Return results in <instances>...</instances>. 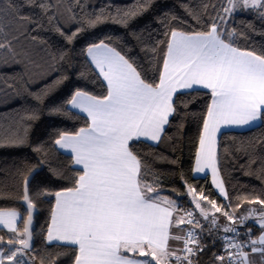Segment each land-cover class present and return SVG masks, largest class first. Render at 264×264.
<instances>
[{
    "label": "snow or ice",
    "instance_id": "1",
    "mask_svg": "<svg viewBox=\"0 0 264 264\" xmlns=\"http://www.w3.org/2000/svg\"><path fill=\"white\" fill-rule=\"evenodd\" d=\"M35 2L27 0L28 4ZM148 2L142 0L137 7L124 11L123 18L117 22L126 25L127 20L145 10ZM225 3L227 6L220 9L224 15L217 14L219 25L212 22L206 31L171 29L165 33L169 38L158 42L165 44L166 52L155 83L142 78L133 63L104 40L87 46L91 62L107 82V94L98 97L76 90L66 105L86 113L88 124L74 133L60 132L59 138L54 140L60 149L72 154L73 165L81 168L72 180L73 186L55 192L38 189L30 196L28 177L24 178L22 199L26 203L27 216L21 228H17L20 213L0 208V225L14 234L7 241L0 236V246H8L7 255L0 247V264H25L23 256L31 250L33 235L30 230L32 211L36 208L33 200L41 195L55 197L47 242H63V246L72 247L73 264H193L192 257L204 247L196 231L203 232L204 225L194 216L195 210L207 221L209 234L214 229L233 234L231 238L220 237L224 242L222 250L227 254L216 256L221 264L225 260L227 264H250L249 253L243 250L245 247H250L252 253H260L264 260V234L252 239L249 229L244 233L247 240H238V225L242 226L253 217L264 233V200L244 197L242 202L259 204L261 211L256 216V210L250 209L247 215L236 219V209L224 210L202 191L198 193L188 186L194 210L181 213L174 200L162 196L158 187L146 182L141 172V159L129 146L133 141L153 142L150 147L159 144L169 118L180 106L173 99L178 92L210 89L211 103L203 118L195 172L210 169L213 184L227 199L218 169L217 134L222 127H251L264 120V50L258 53L255 49L235 46L231 39L235 29L226 33L222 26L226 24L225 17L236 10H257L264 17V0H225ZM38 6L45 13L54 7L45 0H40ZM6 15L22 19L14 0H0V49L11 51V40L3 23ZM49 19H55V15ZM68 19L74 20L75 16L69 15ZM103 22L105 18L101 13L92 15L86 24L94 28ZM83 30L81 27L65 35V40L71 43ZM62 79L54 83L59 84ZM33 95L38 100L41 98L39 93ZM51 111L60 113L62 107ZM36 118L35 113L27 117L29 120ZM24 142L23 137H16L8 143L17 146ZM3 143L0 141V146ZM34 150L41 151L40 148ZM33 171L37 169L30 170L29 174ZM54 174L60 175L58 171ZM204 201L207 203L202 207ZM216 213L227 222L219 224ZM185 223L191 226L185 235L171 233L172 228ZM170 239L183 241V247H170ZM51 264H55V260Z\"/></svg>",
    "mask_w": 264,
    "mask_h": 264
},
{
    "label": "trees",
    "instance_id": "2",
    "mask_svg": "<svg viewBox=\"0 0 264 264\" xmlns=\"http://www.w3.org/2000/svg\"><path fill=\"white\" fill-rule=\"evenodd\" d=\"M14 2L22 19L5 16L4 30L11 40V51L0 49V141L4 142L0 146V208L19 210V229L27 216L21 199L23 181L30 170L37 169L29 183L31 196L38 189L55 192L73 186L72 180L80 169L73 165L72 155L60 150L54 140L59 138L60 132L74 133L88 124L86 115L66 105L76 90L98 97L107 94V84L87 56V46L104 40L132 62L142 78L155 83L166 52L165 44L158 42L169 38L165 33L171 29L206 31L212 22L220 24L217 14L222 16L220 9L227 5L225 0H149L144 11L124 25L117 22L123 18L124 11L137 7L142 0H45L54 6L46 13L38 6L40 0L34 4H28L27 0ZM60 12L65 20L69 15L75 16L71 27L64 25ZM101 13L105 22L88 28L86 21ZM53 15L55 19L50 20ZM226 19L222 30L229 33L235 29L231 37L235 46L255 49L258 53L264 50V17L257 10H242ZM81 27L84 30L68 43L65 35ZM64 77L66 79H62ZM61 79V83H54ZM181 92L192 94L182 95ZM181 92L174 97V103L180 106L169 118L159 144L150 147V142L133 141L129 145L141 159L142 176L147 183L158 187L162 196L174 200L181 213L194 210L188 192L191 186L222 205L224 210L236 209V219L247 215L250 209H255L258 216L261 205L242 201L244 197L264 200V120L247 129L224 130L219 136L217 158L228 193L225 199L216 191L209 175L193 174L211 90L199 88L196 92ZM36 93L40 94L39 100L33 95ZM55 107H62V111L52 112ZM33 113L37 118L27 119ZM16 137H23L25 142L17 146L8 143ZM36 148L41 151L34 150ZM56 171L60 175L54 174ZM33 202L38 209L32 228L34 246L23 256L25 264H41V260L44 264H51L53 260L55 264H73L72 247L47 242L55 197L41 195ZM194 212L204 225L203 232L196 230L204 247L192 257L193 264H221L216 256L223 255L220 237L224 232L214 229L209 234L207 221L197 215L199 210ZM216 216L219 224L227 222L220 213ZM186 227L187 224L179 225L180 235H184ZM249 229L254 239L261 230L255 217L238 225L241 242L247 240L244 233ZM13 235L0 228V236L5 241ZM179 244L182 248L183 241ZM0 247L7 255L8 246Z\"/></svg>",
    "mask_w": 264,
    "mask_h": 264
},
{
    "label": "crops",
    "instance_id": "3",
    "mask_svg": "<svg viewBox=\"0 0 264 264\" xmlns=\"http://www.w3.org/2000/svg\"><path fill=\"white\" fill-rule=\"evenodd\" d=\"M87 56H88V54H87ZM88 58H89V60L91 61V57L90 56H88ZM92 63V62H91ZM93 64V63H92ZM93 66L95 67V65L93 64ZM96 69V68H95ZM98 72H99V70L98 69H96ZM102 77V76H101ZM103 78V77H102ZM104 80V79H103ZM105 81V80H104ZM105 83L107 84V82L105 81ZM181 91H185V90H181ZM174 99V98H173ZM70 107H71V105H70ZM72 108V107H71ZM72 109H74V110H76V111H78V112H80V113H83V112H81L79 109H75V108H72ZM84 115H86L87 116V114L86 113H83ZM259 122L260 121H257L253 126H255V125H257V124H259ZM166 127V126H165ZM252 127V126H251ZM247 128H250L249 126H242V127H237V126H231V127H222L221 128V130H220V132L217 134V154H218V139H219V136H220V134H221V132L222 131H224V130H231V129H235V130H243V129H247ZM143 139V138H142ZM150 143H153V142H150ZM57 147L59 148V146L57 145ZM198 148H199V146H198ZM60 149V148H59ZM60 150H62V151H64V152H66V153H69V154H71L68 150H65V149H60ZM197 151H198V149H197ZM72 155V154H71ZM196 158V157H195ZM217 161H218V158H217ZM75 166H77L78 168H81V166H78V165H75ZM219 169V168H218ZM193 174L195 175V176H205V175H209L210 176V178H211V182H212V173H211V170L210 169H205V171L204 172H202V173H197V172H195V162H194V166H193ZM220 174V173H219ZM221 177V176H220ZM212 184H213V182H212ZM213 186H214V188L216 189V187H215V185L213 184ZM216 191L219 193V190L218 189H216ZM220 194V193H219ZM221 195V194H220ZM221 197H223L222 195H221ZM224 198V197H223ZM203 203V202H202ZM54 206H55V203H54ZM16 210V209H15ZM18 213H20L19 212V210H16ZM21 214V213H20ZM174 215H175V213H174ZM19 221L20 220H18L17 221V226H18V223H19ZM50 224H51V222H50ZM0 228H3V229H5V230H7L8 232H10L6 227H4L3 225H0ZM171 233L172 234H176V235H180V232L178 231V229L176 228V227H174V228H172L171 230ZM11 233V232H10ZM261 234H264V233H262V230H260V232H259V234L254 238V239H256L259 235H261ZM46 238H47V236H46ZM181 241H173V240H169V246L170 247H174V248H178V247H180L181 246V244H179ZM51 243H63V242H56V241H53V242H51ZM258 247H259V245H257ZM245 252H248L249 253V256H248V259H249V262H250V264H264V260H261V254L260 253H252L251 252V250H250V247H247V248H245ZM141 259H143V258H141ZM13 264H15V262H13Z\"/></svg>",
    "mask_w": 264,
    "mask_h": 264
},
{
    "label": "water",
    "instance_id": "4",
    "mask_svg": "<svg viewBox=\"0 0 264 264\" xmlns=\"http://www.w3.org/2000/svg\"><path fill=\"white\" fill-rule=\"evenodd\" d=\"M35 172L36 171H33L32 173H31V175L29 174L27 177H28V188H29V183H30V180L32 179V177H33V175L35 174ZM21 203L26 207V203L23 201V199H21ZM37 212H38V209H37V207L32 211V215H33V221H34V217H35V215L37 214ZM32 228H33V222H32V225H31V232H32ZM33 234V233H32ZM31 249L33 248V246H34V237H33V235H32V240H31Z\"/></svg>",
    "mask_w": 264,
    "mask_h": 264
},
{
    "label": "rangeland",
    "instance_id": "5",
    "mask_svg": "<svg viewBox=\"0 0 264 264\" xmlns=\"http://www.w3.org/2000/svg\"><path fill=\"white\" fill-rule=\"evenodd\" d=\"M62 7V6H61ZM240 11H242V10H236V11H234L232 14H235V13H237V12H240ZM224 15V14H223ZM222 15V16H223ZM59 16H60V18H61V20H62V22L64 23V25L66 26V27H71L72 25H73V23H74V21L73 20H69V19H64V17H63V15H62V12H60V14H59ZM226 18H228V17H225V19ZM227 20V19H226ZM191 195V194H190ZM192 197V196H191ZM206 201H204L203 203H202V207H205L206 206ZM178 248H180V247H178ZM178 254H180V253H178Z\"/></svg>",
    "mask_w": 264,
    "mask_h": 264
},
{
    "label": "built area",
    "instance_id": "6",
    "mask_svg": "<svg viewBox=\"0 0 264 264\" xmlns=\"http://www.w3.org/2000/svg\"><path fill=\"white\" fill-rule=\"evenodd\" d=\"M188 211H192V209H189ZM194 216L196 217V215H195V212H194ZM197 218V217H196ZM186 224V223H185ZM189 228H191V226L190 225H188L187 224V227H186V229H185V231H184V235H185V233H186V230H188ZM198 235V234H197ZM225 235H227L228 237H232L233 236V234L232 233H224V235L223 236H225ZM238 240H239V242H241V240H240V238H238ZM222 249L224 248V242L222 241V247H221ZM244 251H245V248L243 249ZM222 253H223V255H227L223 250H222ZM227 261V260H226Z\"/></svg>",
    "mask_w": 264,
    "mask_h": 264
}]
</instances>
